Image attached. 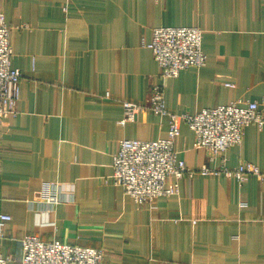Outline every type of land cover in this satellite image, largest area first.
<instances>
[{
    "label": "crops",
    "instance_id": "obj_1",
    "mask_svg": "<svg viewBox=\"0 0 264 264\" xmlns=\"http://www.w3.org/2000/svg\"><path fill=\"white\" fill-rule=\"evenodd\" d=\"M0 15L23 74L17 117L0 118V214L12 217L3 256L19 263L22 239L37 234L102 249L103 264H264V181L256 176L185 178L178 194L151 206L112 184L120 141L168 136V121L151 112L119 124L123 102L146 103L159 82L147 47L156 28L204 31L207 64L165 82L169 111L251 100L264 116V0H0ZM176 150L190 169L222 165L195 147L186 123ZM226 156L231 168L264 171V127H247ZM55 183L64 202L51 212L36 202Z\"/></svg>",
    "mask_w": 264,
    "mask_h": 264
},
{
    "label": "built area",
    "instance_id": "obj_2",
    "mask_svg": "<svg viewBox=\"0 0 264 264\" xmlns=\"http://www.w3.org/2000/svg\"><path fill=\"white\" fill-rule=\"evenodd\" d=\"M204 31L197 27H159L153 31L152 42L147 45L158 62L161 73L159 82L152 85V92L144 104L124 101L121 126L136 122L141 113L151 112L168 121V136L156 141L122 140L113 158L115 186L123 188L126 195L139 204H149L160 198L176 195L180 180H193L197 176L236 178L240 183L254 175L264 181V171L257 165L243 162L236 168L227 165L226 154L231 148L241 146L245 129L250 125L264 127V116L257 101H238L204 109L194 115H178L165 104V82L176 78L189 68L200 69L207 64L203 50ZM14 50L12 29L0 15V118H15L18 115V90L23 78L19 69L12 65ZM234 88L233 83H225ZM109 97V95H108ZM181 123H186L195 135V147L207 149L213 159H221L222 165L215 168H188L179 157L176 143L181 136ZM176 182L168 185V180ZM64 202L60 184H53L42 202L53 212ZM11 216L0 214V241L5 237L6 222ZM23 255L17 264H103L102 249L64 244L60 241H43L37 234L22 239ZM0 264H12L10 258L0 253Z\"/></svg>",
    "mask_w": 264,
    "mask_h": 264
},
{
    "label": "rangeland",
    "instance_id": "obj_3",
    "mask_svg": "<svg viewBox=\"0 0 264 264\" xmlns=\"http://www.w3.org/2000/svg\"><path fill=\"white\" fill-rule=\"evenodd\" d=\"M22 72V71H21ZM22 80V79H21ZM112 184H113V182H112ZM114 185V184H113ZM115 186V185H114ZM125 192V191H124ZM134 200V199H133ZM149 205V204H148Z\"/></svg>",
    "mask_w": 264,
    "mask_h": 264
}]
</instances>
